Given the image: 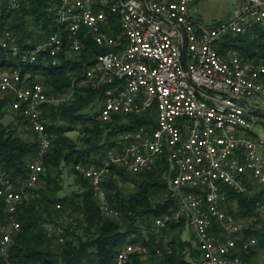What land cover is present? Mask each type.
<instances>
[{
    "label": "built area",
    "instance_id": "obj_1",
    "mask_svg": "<svg viewBox=\"0 0 264 264\" xmlns=\"http://www.w3.org/2000/svg\"><path fill=\"white\" fill-rule=\"evenodd\" d=\"M210 1L216 0H57L50 10L59 32L41 43L28 40L23 49L18 37L5 31L0 46L20 65L49 56L57 66L61 54L72 59L82 52L80 33L85 29L97 45L110 49L94 58L80 82L92 90L111 86L105 90L98 121L107 124L118 115L153 113L155 128L128 131L96 160L75 166L89 182L101 213L119 216L104 188L113 167L138 174L166 154L168 188L162 200L173 201L176 208L155 220L156 232L185 222L189 242L199 252L198 257L188 255L194 264H264L236 254L259 243L258 237L246 235L247 230L264 239V202H256L257 215L248 216L246 226L229 209L230 192L249 196L252 180L264 187V136L255 132L251 115L264 105V64L242 59L236 51L222 55L217 49L229 35L264 27V0H233L236 8L230 20L204 25L198 5ZM3 3L15 10L21 6L20 0H0ZM112 16L118 17L117 35L110 32ZM29 79L21 66L0 76V102L11 98L12 115L28 120L38 143L25 179L14 182L0 170V198L7 212L6 222L0 224L5 258L21 228L19 207L34 196L54 139L43 119L44 108L67 99L50 98L42 83L28 84ZM72 223L63 215L46 229L64 243ZM171 252L157 250L160 256ZM146 253L144 245L129 243L114 264H130Z\"/></svg>",
    "mask_w": 264,
    "mask_h": 264
},
{
    "label": "trees",
    "instance_id": "obj_2",
    "mask_svg": "<svg viewBox=\"0 0 264 264\" xmlns=\"http://www.w3.org/2000/svg\"><path fill=\"white\" fill-rule=\"evenodd\" d=\"M20 2L17 10L4 3L0 5V38L5 31H11L24 49L28 40L33 44L41 43L59 32L50 10L57 0ZM117 19V16L111 17L110 32L113 35L120 32ZM80 37L84 43L82 52L75 59L61 54L57 66H53L49 56H41L35 64L20 65L0 46V71L21 66L22 74L30 75L28 84L34 83L37 76H42L50 97L73 92L65 101L44 108L43 119L47 131L54 135L51 149L44 159L45 172L38 182L40 187L34 189V196L19 207L17 219L21 228L9 248V256L5 258L0 250V264H114L117 254L129 243L146 247V256L151 255L148 264H194L186 256L198 257L199 252L191 242L181 240L179 233L168 244L167 249L172 250L171 254L165 253L164 258H158L157 250L162 247L163 241L154 228L155 220L176 208L173 201L162 200L168 188L166 175L169 164L166 154L155 166L138 174H128L119 167L112 168L104 188L111 207L119 213L117 218L101 213L89 182L76 173L77 164L96 160L116 146L124 133L142 126L150 130L155 128L153 113L128 117L118 115L110 123L103 124L97 119L98 113L92 116L86 112L101 104L105 90L111 86L92 90L80 85V82L86 69L93 65L94 58L110 52V49L97 45L85 29ZM217 49L222 55L236 51L242 59L264 64V27L257 26L241 35H229L217 45ZM10 101L11 98H8L0 102V170L5 171L14 182H19L28 176L29 163L37 154L38 143L28 142L18 135V123L29 125L25 118L17 117L7 125L3 123L4 110L9 108ZM78 126L83 134L80 145L66 135L76 131ZM63 167L71 168L82 189L71 196L58 198L54 194L61 188L58 181L53 179L52 171H61ZM128 184L135 187L133 193L123 191V186ZM230 198L238 201L242 216L257 215L255 204L264 202V187L260 186L254 195L249 196L230 192ZM58 204L62 205L61 209H57ZM63 215L72 217L74 223L66 229L65 242L60 243L56 235L49 236L46 226L58 223ZM6 220V205L0 198V224ZM169 229L178 230L181 235L185 231V222H173L163 231ZM246 235L258 237V248H264V239L258 232L249 229ZM68 236L70 239H67ZM255 253L256 250L251 249L248 252L240 250L236 254L253 261ZM144 257L135 256L130 264H144Z\"/></svg>",
    "mask_w": 264,
    "mask_h": 264
},
{
    "label": "rangeland",
    "instance_id": "obj_3",
    "mask_svg": "<svg viewBox=\"0 0 264 264\" xmlns=\"http://www.w3.org/2000/svg\"><path fill=\"white\" fill-rule=\"evenodd\" d=\"M236 6L233 0H216V1H210V2H205V3H200L198 5V11L197 15L201 18L202 23L204 25H212L214 22H225L230 20L233 17V13L235 10ZM77 55H74L72 59H75ZM3 72L6 71H0V76ZM34 82H39L44 85V79L42 76H37L35 78ZM45 86V85H44ZM46 87V86H45ZM47 89V87H46ZM50 97V96H49ZM67 98L70 97L69 93L65 94L63 96H59L57 94L52 95L50 98L53 99H58V98ZM65 101V100H64ZM101 111V104L96 105L95 109H87L86 112L90 113V115L95 116L96 113H100ZM16 120V117L12 115L10 111H8V108L4 110L3 118L2 121L4 124H9L13 121ZM20 125V129L17 130L18 135L22 136L26 141L33 143L34 141L36 142V136L30 131L29 127L27 125H23L21 123H18ZM255 132L258 135L264 136V128H259L258 126L255 127ZM67 136L75 140L79 145H80V139L82 138V130L81 127L78 126L77 130L71 133H67ZM54 136V135H53ZM82 147V146H81ZM52 177L53 179H56L59 183V186L61 190L59 192H56L54 194L55 197L61 198L65 196H71L74 193L79 192L82 189V186L80 185V182L78 181L77 176L75 173L71 170V168H61V171L59 170H54L52 171ZM252 183L254 185L252 193L250 195H254L259 189L260 185L256 181L252 180ZM40 187L38 184L35 188ZM123 191L127 194L133 193L135 191V187L132 185H124L123 186ZM159 199V198H158ZM158 199H156L158 201ZM154 200V201H156ZM229 209L240 219V222L243 223L244 226L247 225L249 219L251 217L248 216H242V209L239 207V203L237 200H231L229 203ZM72 218V217H71ZM69 227V226H68ZM179 233V238L184 241H190L191 235L189 234L188 231H183L180 232L178 230L173 231L171 229L161 231L159 234V238L163 241V245L160 248L162 252H165L166 249L168 248L169 242H171L173 239H175L176 235ZM177 238V239H179ZM67 239H70V236L67 237ZM131 240V239H129ZM256 250L255 256L256 258L253 259L255 262H260L264 260V248L259 249L258 245L254 248ZM151 255L148 254L146 257H144V264H148V258ZM164 254L161 256L158 255L159 259L164 258ZM186 259L190 261L191 259L186 256Z\"/></svg>",
    "mask_w": 264,
    "mask_h": 264
},
{
    "label": "crops",
    "instance_id": "obj_4",
    "mask_svg": "<svg viewBox=\"0 0 264 264\" xmlns=\"http://www.w3.org/2000/svg\"><path fill=\"white\" fill-rule=\"evenodd\" d=\"M215 23H218V22H214L213 24ZM8 111L11 112L10 108H8ZM251 115H252V119L256 122V126H258L259 128H264V105H261L257 110H254ZM255 258L256 256L254 257V259Z\"/></svg>",
    "mask_w": 264,
    "mask_h": 264
}]
</instances>
